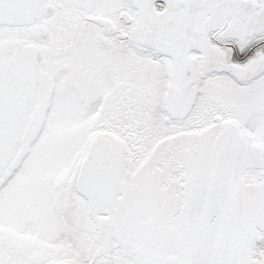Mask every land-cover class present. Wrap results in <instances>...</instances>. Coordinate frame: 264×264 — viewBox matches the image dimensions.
Returning a JSON list of instances; mask_svg holds the SVG:
<instances>
[{"label": "snow or ice", "instance_id": "1", "mask_svg": "<svg viewBox=\"0 0 264 264\" xmlns=\"http://www.w3.org/2000/svg\"><path fill=\"white\" fill-rule=\"evenodd\" d=\"M0 264H264V0H0Z\"/></svg>", "mask_w": 264, "mask_h": 264}]
</instances>
